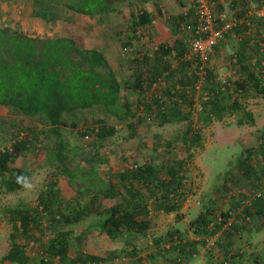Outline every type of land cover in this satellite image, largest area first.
<instances>
[{"label":"trees","instance_id":"16d2710c","mask_svg":"<svg viewBox=\"0 0 264 264\" xmlns=\"http://www.w3.org/2000/svg\"><path fill=\"white\" fill-rule=\"evenodd\" d=\"M33 1L45 8L43 13H36L53 22L61 17V13L53 12V5L62 8L65 15L70 12L78 18L99 13L95 0ZM96 1L105 10L102 17L114 10L112 0ZM147 1L154 3L157 15L164 17L170 36L155 40V15L141 0H123L132 7L129 36L126 40L119 37L131 55L128 65L122 67L129 69V75L109 64L103 48L107 43L105 32L99 46L95 39L94 44H87L80 38L77 22L75 33L78 30L79 37H42L21 26L0 23V106L8 110L13 122L9 123L19 135L11 146L0 148V196L25 189L17 183L19 175L27 176L31 183V170L17 165V161L22 151L30 145L36 147L39 140L45 142L50 161L60 166L58 177L63 175L68 187L78 194L82 186L76 190L72 184L79 167L68 165L71 152L84 151L89 146L92 155L83 158L85 174H98L96 162L109 163L110 152L117 153L115 149L101 148L125 128L129 133L125 138L136 139L145 124L184 125L174 140L167 141L163 152L161 145L154 144L152 153L146 155L143 147L147 142L139 141L137 150L141 154L133 165L123 172H109L102 177L105 185L92 183L93 191L83 200L71 196L54 178L42 188L37 203L22 202L3 208L1 212L11 223L12 232L10 247L0 264L105 261L110 256L102 258L85 251L88 229L99 227L111 239L126 233L146 237L154 216L174 213L180 221L181 210L193 193L189 165L195 150L205 145V128L223 122L227 116H234L239 126L256 125L255 112L248 103L251 98H264V16L257 15L264 8V0H209L215 13L226 12L236 25L223 33L205 61L198 54L185 57L189 51L186 40L199 23L195 8L189 7L194 0H173L180 6L178 14L166 8L168 0L142 2ZM84 27L87 33L92 31L91 26ZM94 109H100L104 118H95L96 127L79 128L84 111ZM69 128L83 140L88 134L89 139L69 149L64 134ZM50 133L56 140L49 146L46 142ZM257 133L258 144L243 148L234 172L227 175L223 187L216 188L217 194L207 202L198 201L203 207L190 227L202 241L207 258L180 236L159 237L153 244L166 259L169 253L177 254L172 264H238L239 257L245 258L242 247L254 237L253 231L259 230L254 222H264V129ZM176 147L181 151L176 152ZM244 182L248 187L239 188ZM231 187L237 188L232 194ZM222 188L230 192L228 200L222 196ZM217 198L221 202H216ZM219 211L223 220L216 222ZM230 217H234L230 228L223 229L214 246L207 249V237L217 233ZM88 223L91 225L78 233V228ZM41 233L44 237H39ZM225 238L229 240L226 243ZM236 242L240 247L236 244L238 248L232 249ZM76 244V253L72 254ZM136 249L128 247L114 257L128 258L126 264H141L142 258L154 264L153 257L158 256L150 250L144 253L143 248ZM246 264L250 261L246 260Z\"/></svg>","mask_w":264,"mask_h":264},{"label":"rangeland","instance_id":"374dc122","mask_svg":"<svg viewBox=\"0 0 264 264\" xmlns=\"http://www.w3.org/2000/svg\"><path fill=\"white\" fill-rule=\"evenodd\" d=\"M142 1L143 0H141L142 5H145L149 11L157 15V9L154 3L151 1L143 3ZM170 2L166 1L164 4H166V8L168 7L170 11H174ZM128 3H123V0H112L114 10L102 17V12H105V10H103V5H99V1L95 0L93 4L98 8L99 13H96V15L91 17L85 16L84 18H78V15L71 14L70 12H67L65 15L62 8L58 5H53V12L61 13V17H58V19L53 22L49 21L45 15L42 17L43 14L39 15L36 13H43L45 8L41 6L42 4L40 5L34 3L33 0H0L3 12V14H0V23L11 26H21L34 35L42 37L72 34L77 37L80 36L85 43L88 42L87 44H94L95 39L99 46L102 44V32H105L107 36V43L103 48L109 64L115 68L120 67L122 70V67L127 66L129 60L131 59V55L127 54L128 51H125L119 40V37L122 40H126L129 36L128 32L129 25L132 20V7L129 6ZM160 18L162 19L161 24L163 26L166 25L164 17ZM76 22L79 24V26H77L80 30L79 36L78 30L75 33V29H77L75 24ZM87 25L92 28L90 33H87L84 29V26ZM89 34L93 35V37H87ZM90 39H92V42H89ZM122 71L127 75L130 73L128 68H125ZM248 104V107L255 112L257 119L256 125L239 126L236 123L237 119L234 116H227L223 122H214L212 125L205 128V145L201 149L199 148L195 150L193 161L189 165V175L193 180V193L191 198L194 206L202 208L203 205L200 206L198 201L207 202L209 198L211 199L215 196V194H217L216 188L223 187V184H225L227 179V175L234 172V167L238 160L237 157H239L244 151L243 148L256 146L258 144L259 141L256 137L258 134L257 130L264 129V98H251ZM83 115L84 118L79 126L82 130H85V128L88 127H96L98 123L94 121L95 118H104L100 109L84 111ZM9 122L13 123L9 117L8 110L0 106V148L11 146L15 139L19 137ZM26 124V122L22 123L24 126ZM31 124L33 126V123ZM183 126L184 125L181 123H173L161 127L152 122L149 125L145 124L143 126L142 130L144 131H142L136 139H126L125 137H128L129 133L128 129L125 128V130L120 131L117 135H113L110 138L111 142L108 140L106 142L107 146L101 148V151L115 149L117 153L113 154L110 152L109 156L112 158H110L109 163L96 162L98 174H85V163L83 158H87L92 155L91 153L89 154V150L87 148L89 146H87L84 151L77 150L71 152L68 157V165L71 167L74 166L75 169L76 166L79 167V169H76L77 172L74 174L76 179L74 178L72 184L76 190L82 186V191L80 193L77 192L78 194H75L73 189L68 187L67 183H65L63 175L58 177V174H60L58 171L60 166H57V163L50 161L49 151L44 146L45 142L39 140L40 142L36 145V147L30 145V147L22 151L19 156L20 158L17 161V165L31 170V184L33 187L31 189L25 188L17 193L0 196V262L10 247V234L12 232L11 223L3 217L1 212L3 208L16 206L22 202L37 203L38 195L42 188H44L45 184H48L54 178H58L59 184H64L61 185L64 186L71 196H75L76 198L83 200L86 197H89V194L93 191V186L91 185L92 183L95 186L99 185V183L101 185H105L102 181V177L108 176L109 172H123L128 168V166L133 165L135 157L138 154H141V151L137 150L139 141L147 142L146 148L143 147L146 155L152 153L153 146L151 145L154 144L159 146L161 145L160 148L163 152L164 149L162 148L165 147L164 145L167 141L171 139L174 140L178 132H181L183 129ZM20 133L21 132H19V134ZM64 134L69 149H72L75 146H82L87 141L86 139V141L83 140V137L80 136L76 130H72L71 128L68 130L66 129ZM42 138L43 137H41V139ZM55 140L54 134L50 133L46 144L50 146ZM176 148L177 150L179 149V147ZM177 150L176 152L181 151ZM161 153H159V155ZM258 167L259 166H257V168ZM111 177H115V175H112ZM238 187L246 189L248 187L247 182H244V184ZM235 190H237L236 187H231L230 189L231 193H234ZM223 193L224 195L222 196L226 197L228 200L230 192H226L222 188L221 194ZM218 197L220 198V194H218ZM219 198L216 200L218 203L221 202ZM199 213L200 212H197L196 210H192L190 217L194 219L199 215ZM170 218H173V221L176 220L172 216ZM254 223L257 225L259 230L256 232L253 231L254 237L246 243V254L243 259L244 264H246V260L247 262L250 261V264H263L264 260V222L260 219L256 220ZM181 224L182 223H179L180 226ZM255 228L256 227H254V229ZM39 237H44V234L41 233ZM122 239L125 240L123 245L129 241L128 245L134 246L135 248L139 246L143 247L144 253H147L151 250V248H154L153 245L146 241L145 237L140 235L119 238V240ZM132 239H135V241H131ZM139 250H141V248H139ZM259 258L260 260L256 261Z\"/></svg>","mask_w":264,"mask_h":264},{"label":"crops","instance_id":"0c3cea01","mask_svg":"<svg viewBox=\"0 0 264 264\" xmlns=\"http://www.w3.org/2000/svg\"><path fill=\"white\" fill-rule=\"evenodd\" d=\"M171 3V6L174 8V12L175 14H178L179 12H181L180 10V6H178L175 1L173 0H168ZM155 15V20H154V31L157 34V38L155 37V40L157 41H161L164 38L168 37L170 35V31L168 30L167 25H162V19L156 15L155 13H153ZM161 27V28H159ZM163 31V32H162ZM192 195L190 197H188V199L186 200L181 213L183 214V218L180 221H173V218H170L171 216L175 218V214L171 213V214H162L159 215L158 217H155L154 215V219H153V226L150 228V230L147 233V236L145 237L146 241L149 242V244L153 245L155 243V241L159 238V237H163V236H171L173 238V236H180L181 238L185 239L186 241H188V243H191V245L193 246L192 248H197V250L199 251L198 254H200V256L204 255L203 257L207 258L205 255L208 254L207 252H205V250L202 248L201 244L202 241L199 242L200 238L198 237V235H193V229L190 227V222L192 221V218L190 217L191 211L192 210H196L197 212L201 211L200 207H196L194 206L193 200H192ZM34 204V203H31ZM194 207V209H193ZM199 208V209H198ZM195 216V215H194ZM179 223H182L181 226L179 225ZM91 224H83V226H80L78 229V233L80 232H84L85 229L87 227H89ZM259 229V228H258ZM88 233L89 236L86 237V243L84 246L86 247V252L88 254H92L94 256H99L102 258H107L110 256L109 259L105 260L104 262H108L109 260H111L114 256L121 254V251H125L124 249L129 248H135L134 246L128 245V242L124 244V239L119 240L120 236L117 237L116 239H111L109 236H107L105 233H102L99 229V227L97 229L94 228H90L88 229ZM77 233V230H76ZM77 233V234H78ZM143 236V235H141ZM121 237H134L133 233H126L124 235H122ZM140 238V237H139ZM131 241H135V239H132ZM223 241H225V243L228 240V238L223 239ZM75 243L80 244V240L77 241L76 239L74 240ZM239 242V241H237ZM234 243V246H232V249H237L239 243ZM33 242H31L30 244H32ZM140 244V243H139ZM139 246V245H136ZM246 243L244 244V246L242 247V252L246 253V249H245ZM76 247L77 244L74 246L72 254H75L76 252ZM127 247V248H126ZM240 247V244H239ZM138 248H143V247H137ZM31 249V248H30ZM136 249V250H137ZM129 250V249H128ZM78 251V249H77ZM112 252V253H110ZM149 252H151V254L153 256H158V257H153L154 259V264H172L174 263L173 260L175 258V256L177 254H172L169 253V259H166V257L164 255H162L163 251H161V249H157V248H153L151 249ZM115 253V254H114ZM73 256V255H72ZM115 258V257H114ZM238 264H242V260L244 259V257H239L238 258ZM97 259L95 260H91L89 261V263H93L95 262ZM167 260H171L170 263L167 262ZM207 261V259H205ZM98 261V260H97ZM244 261V260H243ZM188 264V262L186 263Z\"/></svg>","mask_w":264,"mask_h":264},{"label":"built area","instance_id":"2783aa9c","mask_svg":"<svg viewBox=\"0 0 264 264\" xmlns=\"http://www.w3.org/2000/svg\"><path fill=\"white\" fill-rule=\"evenodd\" d=\"M195 8L196 17L199 19V23L195 24L193 27V34L190 32V36L186 43L188 45L189 51L186 53V58H191L193 55H200L203 61L208 59L209 52L213 51L214 45L218 43L223 33L229 31L235 27V23L228 19L227 13H215L211 7L209 0H194L193 3L190 2L189 7ZM258 16H264V8L257 12ZM190 27V25H188ZM202 72H205L203 66H201ZM85 139H89V135H85ZM232 194V193H231ZM222 219V211L218 212V217L216 222H219ZM234 217H230L228 223L220 227L217 233H214L211 236H208L205 242L207 249H211L216 240L218 239L219 233L223 232V229L232 225ZM215 223V222H213ZM211 223V225L213 224ZM140 261L141 264H148V261H145L144 258ZM129 261L125 257H115L108 262L99 261L89 264H126Z\"/></svg>","mask_w":264,"mask_h":264},{"label":"clouds","instance_id":"9594fccd","mask_svg":"<svg viewBox=\"0 0 264 264\" xmlns=\"http://www.w3.org/2000/svg\"><path fill=\"white\" fill-rule=\"evenodd\" d=\"M17 183L21 184L24 188L31 189L33 185L30 183L29 178L24 175L17 176Z\"/></svg>","mask_w":264,"mask_h":264}]
</instances>
